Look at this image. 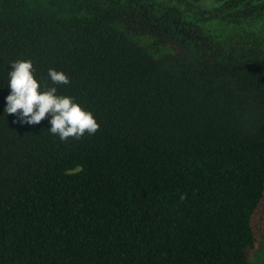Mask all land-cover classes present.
<instances>
[{
	"label": "trees",
	"instance_id": "1",
	"mask_svg": "<svg viewBox=\"0 0 264 264\" xmlns=\"http://www.w3.org/2000/svg\"><path fill=\"white\" fill-rule=\"evenodd\" d=\"M16 60L98 130L4 114ZM263 206L264 0H0V264H259Z\"/></svg>",
	"mask_w": 264,
	"mask_h": 264
},
{
	"label": "clouds",
	"instance_id": "2",
	"mask_svg": "<svg viewBox=\"0 0 264 264\" xmlns=\"http://www.w3.org/2000/svg\"><path fill=\"white\" fill-rule=\"evenodd\" d=\"M9 94L4 98L3 112L16 115L21 125H36L48 121V132L61 141L94 134L99 125L93 114L74 98L61 95L56 85L70 83L68 76L53 68L48 77L53 86L42 85L36 78L31 60H16L8 68Z\"/></svg>",
	"mask_w": 264,
	"mask_h": 264
},
{
	"label": "rangeland",
	"instance_id": "3",
	"mask_svg": "<svg viewBox=\"0 0 264 264\" xmlns=\"http://www.w3.org/2000/svg\"><path fill=\"white\" fill-rule=\"evenodd\" d=\"M261 211H259V213H257V219H256V222H257V224H258L259 227H261V221H260L261 220L260 219V212ZM258 263L259 264H264V250L263 251H259V254H258Z\"/></svg>",
	"mask_w": 264,
	"mask_h": 264
}]
</instances>
